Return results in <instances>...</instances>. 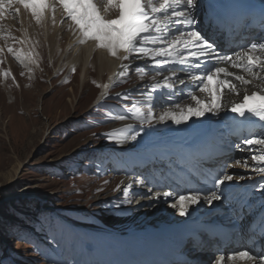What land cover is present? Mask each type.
Masks as SVG:
<instances>
[{
  "label": "rangeland",
  "instance_id": "obj_1",
  "mask_svg": "<svg viewBox=\"0 0 264 264\" xmlns=\"http://www.w3.org/2000/svg\"><path fill=\"white\" fill-rule=\"evenodd\" d=\"M94 2L105 19L117 15L118 10L109 9L106 0ZM17 9L18 0H13L12 7L0 16V264L83 263L80 237L65 229L67 221L129 234L156 227L143 226L129 216L131 190L138 186L124 187L121 181L132 177L121 166L127 168L128 163L122 137L123 127H155L153 122L141 123L132 105L152 117L151 107L162 96L152 93L149 102L139 91L146 74L141 78L129 70L126 78L115 79L113 73L102 72L99 49L86 65L67 66L65 56L76 34L70 21L62 22L65 17L60 13L49 34L34 38L30 48L25 47ZM146 59L130 58L127 64L135 68ZM166 102L163 96L161 103L169 105ZM117 114L126 118L119 120ZM171 123L165 125L177 126ZM239 149L240 153L231 154L239 156L225 163L236 167L230 168L233 176H252L264 184V175L243 171L252 170L254 162ZM236 160L241 164H235ZM196 212L188 208L185 216ZM212 214L208 211L199 217L205 220ZM70 237L71 244L66 242ZM67 244L70 252L66 255Z\"/></svg>",
  "mask_w": 264,
  "mask_h": 264
},
{
  "label": "bare ground",
  "instance_id": "obj_2",
  "mask_svg": "<svg viewBox=\"0 0 264 264\" xmlns=\"http://www.w3.org/2000/svg\"><path fill=\"white\" fill-rule=\"evenodd\" d=\"M47 3L50 7L45 11L43 19L40 23H37L35 17L31 15L30 9H25L23 5L18 3L19 15L21 16L22 22V24L20 25L21 30L23 31L22 40L25 44V47L30 48V43L32 42V40H34V38L39 39L42 34L45 35L51 32V29L54 25L53 22L56 20L57 13H60L61 16L65 17L62 8L58 5V0H47ZM199 3L200 7L193 13V15L196 17V21H199L198 23H195L193 25L194 29H198V26H196V24L198 25L200 21L202 22L205 16L204 7L206 4V0H199ZM53 7H55V12H53ZM117 16L118 12L115 18H117ZM107 17L110 16L107 15ZM72 27L74 28L73 33L76 34V37L73 40L74 42H72V50L69 51V53L65 56V64L69 67H76L77 65L81 64L86 65L88 59L93 55V51L95 49H99V67L101 71L111 72L110 74L113 73L115 79L122 77L123 68L121 67V65L127 64L128 61L113 58L106 50L100 49L95 41H88L84 44H81L79 42L80 34L78 33V31H76L74 25H72ZM214 35V33H208L204 36L213 43L214 47L220 55H233L234 52L245 49L246 46L252 42H264V32L263 30L259 29L254 30L253 33H251L250 36L243 42L236 43L229 48H226L223 45L221 46L218 38H213ZM49 38L51 37L49 36ZM257 54L264 55V53ZM27 55L29 56V54L26 52V57ZM120 56H122V53H120ZM139 65H148V70L146 69V82L139 85V91L144 93L145 97H150L152 93H159L162 97L160 98V101L155 104L156 109L154 107H151L153 113L152 118L153 123H155V127L146 130H141L138 127H123L124 135L122 138L125 139L123 145L126 149L125 151L128 152V163L127 168H124V165L121 166L126 170L127 173H130L132 177L130 176L131 178L127 177L121 179V181L122 183H124V187L130 186L129 188H132V186H138L136 189L131 190L132 197L130 199L131 205L128 212L129 216H132L135 222H141L143 226H159L160 223L165 222L167 220V217L171 216L174 211V214L176 213L175 217L179 216V205H177L176 208H173L171 205L176 202L181 194L186 193L184 187L183 189L179 190V193L177 194V197L175 199L171 198V196L165 197L163 195L164 192H171L170 190L173 187L174 181L176 180V178L180 179V177L171 174L170 170L166 167L163 168L164 170L162 172H160L159 169H162L159 167L162 165L161 162H170L171 160L177 162L178 160H181L185 157V155L187 154L186 150H191V152H194L195 155L198 156L199 149L202 148L204 144L211 138H213L211 148L214 152H217L223 146V143L234 145L235 142L239 148L247 147L246 145L242 144V141L245 137L242 139V141H238L239 138L233 133L235 131V129L233 128L247 125L250 128H257L260 127L259 123H251L250 121L252 120V117L250 116L248 118V122L243 121L240 117L237 118L235 116L236 113L231 112V107L236 105V103H242L244 96H251L254 94V91L256 93L264 95V85H261L260 82L256 80H254L253 83L249 85L241 84L239 81L235 80L234 77L236 75H242L245 77V79L253 78L242 69L233 67L230 62H221L218 64V66L225 69L226 73H231V75H225L224 73H221L218 76H214V79L226 80L230 85L235 84L237 92L231 91L230 88H223V86H220L222 90H218L217 95L220 97L221 110L218 114L214 115L212 113H207L200 119L193 117L186 124H183L187 125L186 127L178 125L174 127H168L167 125H165V123L156 122L158 121L159 116L165 111L171 110L178 113L181 108L186 109L190 106L195 107V101L189 98V93L194 94L198 99L205 103H210L211 98L207 93H201L196 90L195 85L198 84V81L191 79L188 72L178 70L173 73L171 71L172 67L183 66L166 65L163 69L158 70L152 67L149 59H146L143 63H139ZM25 66L28 67V64L25 63ZM192 71L193 74H196V70ZM165 77H172L173 79V87L171 90L163 87ZM176 78L183 80V83L176 82ZM170 91L172 93L171 95H169ZM163 96H166V103L169 105H163V103H161V101L163 100ZM182 98L184 99L182 100ZM177 105H179V107H177ZM164 106L167 107L162 109V107ZM206 128H210V131H207ZM260 131L261 130H258L255 133H259ZM133 135L137 137L136 140L131 139ZM238 153H240L239 150ZM244 154L251 156L252 152L244 151ZM237 155L238 154H236V156L229 155L228 158H223L221 160V165L225 164L229 159L236 158ZM214 165L218 166L219 163L215 162ZM234 168L236 167L234 166ZM138 174L140 178L138 177ZM227 174L233 175L234 172L229 169L227 170ZM222 177H220L219 179H221ZM140 181H144V184L142 185ZM260 183L261 182L257 181V178L254 177H246L243 180L233 179L232 181H226L224 185L219 186H217L215 182L214 187L217 188L215 192L218 195L222 193V198L220 200H217L216 202L212 201L211 204L207 202V198H209L211 195L205 196L209 194L203 195L202 193V191H205V189H207V187L203 186L204 189L201 190V193H198L200 195V203L188 206V208L197 210L196 214L191 215L189 218H186V216H180V218L184 219L185 222L193 220L203 221L199 216H203L206 212L212 211L213 214L211 217H209V219L212 220L214 218L213 220H216L215 222H225L232 217H234L235 219H239L237 210H233L235 205L230 202H228L230 203L229 205L226 204V196H231V198L236 197L237 201L238 199H240V197L247 196L250 193V189H256V191L253 193V196L251 197L252 200L250 199L251 201L247 204V206L249 207L253 206V203L257 199H259V201H264V191L257 189ZM160 189L162 190L156 192V190ZM257 193L260 196H258ZM157 194H159V196H157ZM220 201H223L224 204H220ZM134 202L136 203L135 205H133ZM262 204H264V202H262ZM222 209L224 211H221ZM76 227H78V229H80V232H82L81 226ZM147 232L150 233L149 230H147ZM115 233L118 234V232ZM119 233L128 235L130 232L128 233V231H119ZM82 239L83 242H85L84 237H82ZM68 246L69 244L64 246L66 255L70 252ZM99 248L101 249V247ZM83 250L85 251V248ZM228 258L224 259L223 264H251V262L248 261H233ZM205 261L206 259L203 260V262ZM83 262H85L84 259Z\"/></svg>",
  "mask_w": 264,
  "mask_h": 264
},
{
  "label": "snow or ice",
  "instance_id": "obj_3",
  "mask_svg": "<svg viewBox=\"0 0 264 264\" xmlns=\"http://www.w3.org/2000/svg\"><path fill=\"white\" fill-rule=\"evenodd\" d=\"M18 3L25 9L31 10V15L35 17L37 23L42 21L45 11L50 7L47 0H18ZM12 4L13 0H0V16H3ZM58 5L65 14V20L62 22L70 21L75 26L80 34L81 44L95 41L100 49L106 50L113 58L123 61H130V58L136 60L147 58L152 67L158 70L166 65L183 66L172 67L171 71L188 72L191 79L198 81L195 85L196 90L207 93L211 98L210 103H205L189 93V98L195 101V107L181 108L178 113L165 111L156 122L171 121L181 125L186 124L193 117L200 119L207 113L218 114L221 110L220 97L217 95V91L222 90L220 86L237 92L235 84L230 85L226 80L214 79V76L221 73L231 75L218 66L221 62H230L233 67L242 69L253 78L245 79L242 75H236L235 80L241 84L249 85L256 80L264 85V75H261L264 74V55L257 54L264 53V42H252L233 55H220L213 43L199 29L193 27L198 23L193 13L200 7L199 0H106L109 9L114 7L118 10L115 19H105L94 0H58ZM212 24L213 21L210 20L209 26L211 27ZM8 51L12 52V49L9 48ZM120 53L124 55L120 56ZM16 58L20 60L19 56ZM20 62L23 63L22 60ZM121 67L124 69L123 77L126 78L131 70L142 78L143 74H146L148 65H136L135 68L129 69L128 64H122ZM192 70H196V74H193ZM72 71L75 72V69L73 68ZM5 75L7 76L8 73ZM176 82L183 83V80L176 78ZM163 87L172 89V77H165ZM171 94L170 91L169 95ZM151 99L149 97V102ZM132 108L141 123L153 122L150 113L145 114L135 104ZM231 112L236 113L245 122H248L250 116L251 123H259L261 131L245 137L242 144L247 147H241V151L252 152L250 156L251 161L254 162L252 170L264 175V95L260 93L245 95L242 103L231 107ZM116 118L123 120L126 117L117 114ZM131 139L136 140L137 137L133 135ZM234 163L239 165L241 161L236 160ZM243 165L247 167V161H244ZM233 179L243 180L245 176L234 177L225 174L216 181V184L224 185L226 181ZM140 183L143 185L144 181ZM258 187L264 189V184H259ZM163 195L169 197L172 193L164 192ZM221 198L222 193L218 195L213 191L207 202L211 204L212 201ZM199 203V194L181 195L171 206L176 208L179 205V215L185 216L188 214V206ZM224 259V256H220L216 264H223ZM228 259L264 264V254L257 257L251 249L238 250Z\"/></svg>",
  "mask_w": 264,
  "mask_h": 264
}]
</instances>
